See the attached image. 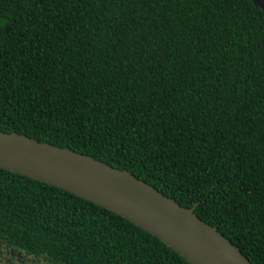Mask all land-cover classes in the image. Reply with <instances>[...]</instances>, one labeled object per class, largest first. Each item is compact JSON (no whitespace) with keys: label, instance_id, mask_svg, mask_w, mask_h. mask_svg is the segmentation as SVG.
I'll use <instances>...</instances> for the list:
<instances>
[{"label":"trees","instance_id":"trees-1","mask_svg":"<svg viewBox=\"0 0 264 264\" xmlns=\"http://www.w3.org/2000/svg\"><path fill=\"white\" fill-rule=\"evenodd\" d=\"M0 129L129 170L264 264L252 0H0ZM0 241L53 264H193L109 208L2 167Z\"/></svg>","mask_w":264,"mask_h":264},{"label":"water","instance_id":"water-1","mask_svg":"<svg viewBox=\"0 0 264 264\" xmlns=\"http://www.w3.org/2000/svg\"><path fill=\"white\" fill-rule=\"evenodd\" d=\"M264 9V0H252ZM0 167L92 200L154 233L193 264H255L227 236L146 180L90 154L0 129Z\"/></svg>","mask_w":264,"mask_h":264},{"label":"flooded vegetation","instance_id":"flooded-vegetation-1","mask_svg":"<svg viewBox=\"0 0 264 264\" xmlns=\"http://www.w3.org/2000/svg\"><path fill=\"white\" fill-rule=\"evenodd\" d=\"M0 264H53L37 259L36 257L24 255L18 249L5 245L0 241Z\"/></svg>","mask_w":264,"mask_h":264}]
</instances>
